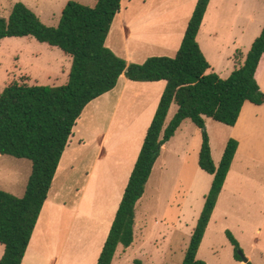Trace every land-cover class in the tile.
<instances>
[{
	"label": "rangeland",
	"instance_id": "obj_1",
	"mask_svg": "<svg viewBox=\"0 0 264 264\" xmlns=\"http://www.w3.org/2000/svg\"><path fill=\"white\" fill-rule=\"evenodd\" d=\"M70 1L94 6L97 0H0V17L8 18L14 5L22 2L45 24L57 27ZM128 2L130 0H123L121 7L124 9ZM253 2L259 15L255 25L247 27L246 35L240 42L239 52L246 54H210L207 45H204L207 51L204 54L211 60L208 73L215 72L222 78H228L240 66L239 62L245 61L256 40L251 42L250 34L259 31L258 27L260 29L264 22V0ZM245 7L241 8L240 14H245ZM212 9L205 32L212 30L216 23V7ZM119 15L120 12L115 20ZM229 16L233 23L237 17L233 9ZM114 23L107 45L118 56L142 63L152 56L176 55L173 51L158 54L156 49L148 47L138 52L134 50L133 42L127 50L131 54L126 56L122 37L115 30ZM241 24L246 27L243 19ZM239 29L240 26L234 25L232 30L235 34ZM222 34L220 46H225L229 53L234 47L233 33L223 29ZM71 65V56L61 48L40 42L32 36L3 38L0 40V95L6 86L14 82L63 85L68 81ZM256 79L264 92V58ZM128 82L129 85L124 86L125 79H120L113 90L89 103L78 119L73 131V144L64 152L48 196L52 209L46 202L27 250V264H49V256L58 253L60 248V244L55 245L56 240L64 241L68 228L63 264L68 261L74 264L75 256L83 253L85 258L81 264H97L103 247L102 234L110 232L109 228H102L101 219L104 217L98 213H104L107 222L110 219L113 222L117 204L143 146L150 117L163 94L158 93L166 87L165 81L134 82L128 79ZM119 95L122 97L116 108ZM177 111L178 105L172 104L164 129ZM206 130L217 167L231 138L237 139L240 146L197 258L207 264H243L235 258V247L227 235V231H231L246 258L253 264H264V104L247 103L236 126L206 118ZM104 131L103 147L109 155L95 162L100 143L98 137ZM203 140V130L191 119H185L174 137L162 146L145 193L136 205L134 243L131 247L120 245L112 264H136L137 260L142 264L183 263L213 181V175L199 165ZM31 173L32 162L29 159L0 154V189L22 197ZM58 195L59 203L55 204L54 197ZM80 197V213L94 216L93 219H84V215H79L72 220V208ZM256 239L259 241L255 243ZM3 250L0 244V257Z\"/></svg>",
	"mask_w": 264,
	"mask_h": 264
},
{
	"label": "trees",
	"instance_id": "obj_2",
	"mask_svg": "<svg viewBox=\"0 0 264 264\" xmlns=\"http://www.w3.org/2000/svg\"><path fill=\"white\" fill-rule=\"evenodd\" d=\"M122 1L97 0L94 6L70 1L57 27L45 24L22 2L14 5L8 18L0 17V40L32 36L61 48L72 58L65 84L14 82L0 95V154L32 162V173L22 197L0 189V244L4 246L0 264L23 263L78 119L89 103L113 90L124 73L130 81H165L166 87L97 264H112L119 245L133 244L136 205L145 193L162 146L174 137L185 119H191L203 130L199 165L213 175V181L182 264H207L197 258V253L238 152L239 141L234 138L228 141L217 167L206 118L235 126L247 101L264 104V92L256 79L264 56V28L245 61L228 78L208 73L211 64L197 36L211 0H198L174 57L152 56L143 63H128L107 45ZM174 103L178 111L164 129ZM227 235L235 247L236 260L253 264L234 234L227 231ZM136 264L142 261L137 260Z\"/></svg>",
	"mask_w": 264,
	"mask_h": 264
},
{
	"label": "crops",
	"instance_id": "obj_3",
	"mask_svg": "<svg viewBox=\"0 0 264 264\" xmlns=\"http://www.w3.org/2000/svg\"><path fill=\"white\" fill-rule=\"evenodd\" d=\"M139 1H141V2H135L133 0H130V2L127 3V6H125L124 9H123V7H121L119 18H118V20H115V23H114V27L116 28L115 30L118 33H120V35L122 37L123 49L125 51L124 54H126V56H128V53L131 54L127 50H128V45H130L133 42L135 43V46H134L135 49L134 50H136L138 52L141 50L143 51L145 48L148 47V48L156 49L157 50L156 52H158V54H168V52H171V51L177 53L178 49L181 46L182 40L184 38L188 22H189L192 14H193V11L195 9V6H196V3L198 0H139ZM216 1H217L216 4L214 3L215 0L210 1L208 10H207L206 15L204 17V21L202 23V26H201L200 31H199L198 36H197V40H198V42L202 48V51L205 54H207V51L204 47V45H207L208 50L210 51V54H232L233 52H236L235 54H246L244 52H242V53L239 52L240 51V45H241L240 42L244 38L243 36L246 35L247 27L249 28V26L255 25V23L257 21V16L259 15V10L257 8V5H256V7H254L253 0H240V1H237L236 3L234 0L233 1L232 0H216ZM213 5L216 7V12H215L216 13V23L212 27V30H208L207 32H205L204 28L206 25V21L210 15V13L213 11V9H212V7H214ZM243 6H246L245 7L246 10H245L244 15H243V13H241V14L239 13L243 10V9H241ZM247 8H250L251 11H249ZM232 9L234 10L235 16H237L235 18V20L233 21V23H232L231 17L229 16V13L232 12ZM228 11H230V12H228ZM242 19H243V21H245L246 27H244V25L242 26V24H241ZM234 25H237L238 27L240 26L239 31L236 32L235 34H234V31L232 30L234 28ZM229 28H232V29H229ZM261 28L259 29V27H258L259 31H256V32L252 31V33L250 34L251 35V38H250L251 42H252V40H255L260 33H262V30L264 28V22L262 23ZM223 29H227L228 32L231 31V34L232 33L234 34V36H233V34L231 35L232 39L234 37V39H233L234 41L232 42L234 47L233 48H232V46L229 47V49L232 48V50H230L229 53L227 52L225 46H220L221 36L223 35L222 34ZM248 32H249V29H248ZM226 33H227V31H226ZM225 38H227L226 35H225ZM225 38H223L222 40L226 41ZM137 44L140 45L141 47H139ZM149 54H151V53H149ZM263 58H264V56L262 57V59ZM262 59H261V62H262ZM127 60H128V63L132 62L129 57ZM208 61L211 62V60L209 58H208ZM241 62H243V61H241ZM241 62H239V64ZM121 79H125V85L124 86L129 85L128 84L129 83L128 78L126 77L125 73L122 74ZM161 90H162V88H161ZM161 92H163V90L159 91L158 94H160ZM121 97H122L121 95L117 96L118 100L115 104L116 108L119 105ZM247 103H252V102L247 101L243 107V110H244ZM156 110L153 112V115H151V117H150V124L152 122V119L155 115ZM243 110H242V112H243ZM242 112H241V115H242ZM241 115H240V117H241ZM239 120H240V118H239ZM239 120H238V122H239ZM238 122H237V124H238ZM109 130H110V128H109ZM105 133L106 132L104 131L102 133V135H100L98 137V139L100 140V143H99L98 152H97V155L95 158V162L100 160L104 156L107 157L109 155V152L107 151V149H105L103 147L104 142H102L103 141V135ZM73 135L69 141V145H68L67 149H70L71 145L73 144V141H72V138H74ZM84 186H87V185L85 184ZM81 198L82 197H80V199L78 200L77 205H75L72 208L71 214L74 215L72 220L76 216L78 217L79 215H81V216L84 215L83 216L84 219L85 218L93 219L94 216L88 217V216H86V214L80 213L81 208H82V205H81L82 199ZM121 199L119 201V204H117V209L120 205ZM48 201H49V198H48L47 202ZM53 203H55V204L59 203V195L54 197ZM47 205H49L50 209H52V203L50 204V202H48ZM59 210H61V208ZM59 213H60V211H59ZM52 214H53V212H52ZM98 215L104 217L103 219H101V223L103 225L102 228H104V229L109 228V231H110V228H111L112 223H113V222L111 223L112 219H110V220L108 219L109 221L107 222V218H106L104 213H102V214L98 213ZM98 215L95 216L96 219H97ZM51 228L49 230L50 232H51ZM68 230H69V228H68ZM68 230L66 232L67 236L65 237L64 241L63 240H60V241L56 240L55 245L60 244V246H59L60 248H59L58 253H53L52 255L49 256V261H50L49 264H63L62 254L65 250L64 249L65 244H66V247L68 245V243H67L68 234H69ZM258 231L260 232L261 229H258ZM108 234H109V232L102 234V236L104 238L102 239L101 244L104 245V243L108 237ZM258 241L256 239L255 243ZM86 250H87V248H86ZM3 253H4V250L2 252V255H3ZM100 253H99V256H100ZM2 255H1V257H2ZM79 255L75 256L74 264H76V263L81 264L82 259L85 258V253L81 254L80 256ZM115 256H116V254H115ZM1 257H0V259H1ZM26 257H27V253L25 255V258H24V261L22 264H27L26 263ZM249 258H250V256H249ZM98 259H99V257H98ZM67 264H69V261L67 262ZM72 264H73V262H72ZM243 264H245V263L243 262Z\"/></svg>",
	"mask_w": 264,
	"mask_h": 264
}]
</instances>
